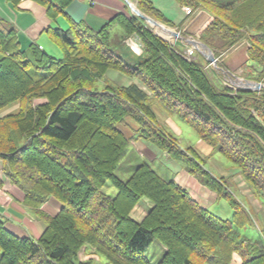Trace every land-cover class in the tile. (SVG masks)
Instances as JSON below:
<instances>
[{"label":"trees","instance_id":"1","mask_svg":"<svg viewBox=\"0 0 264 264\" xmlns=\"http://www.w3.org/2000/svg\"><path fill=\"white\" fill-rule=\"evenodd\" d=\"M35 1L51 18L70 2ZM176 1L208 13L200 39L212 49L217 71L226 72L221 54L242 45L246 67L254 73L250 78L264 84V0ZM136 3L142 13L165 19L149 0ZM113 26L126 37L137 36L140 56L127 58L112 45ZM47 35L61 55L37 44L20 50L14 30L0 19V113L18 103L16 111L0 114L1 170L24 193V205L45 223L38 238L18 236L0 214V264H95L78 259L83 246L108 264H230L234 258L240 264H264V226L255 221L256 238L242 233L255 225L253 212L235 194L231 176L204 168L194 147L182 149L151 106L156 98L184 120L212 153L232 163L264 205V87L216 86L203 64L185 57L134 14L117 13L97 30L82 21L65 31L50 27ZM108 69L136 78L147 91L136 83L96 89ZM127 117L138 123L139 137L180 163L217 199H225L230 218L211 212L146 161L127 179L118 178L114 172L129 138L116 124ZM107 180L114 196L102 191ZM50 196L61 203L55 215L40 209ZM144 197L152 206L137 221L130 211ZM155 240L164 250L151 263L145 251Z\"/></svg>","mask_w":264,"mask_h":264},{"label":"crops","instance_id":"2","mask_svg":"<svg viewBox=\"0 0 264 264\" xmlns=\"http://www.w3.org/2000/svg\"><path fill=\"white\" fill-rule=\"evenodd\" d=\"M129 1L136 5V0ZM149 1L153 7L159 10L163 17L169 21L167 22L165 19H160L157 20L158 22L166 27L176 29L180 33H183L180 43L185 46V52L190 47L186 41L187 38H194L203 42L196 33L203 28L207 21V17L201 21H197V19L200 17L202 18V16L195 15L191 18L189 15L190 13L187 14L184 7L179 5L180 10L188 17L181 19L176 14V12H174L176 6L175 4L177 3L176 0ZM164 1H167V4ZM117 13H123L127 16L132 15V12H130L129 7L124 2V0H70L65 8V11L53 18H51L47 13L46 7L35 0H20L16 4H14L12 0H0V19L7 26L14 30L19 49L27 50L31 44H37L40 48L52 54L56 52L58 48H56L54 43L47 35V30L50 27L59 28L65 31L73 23L82 21L92 29L97 30L108 23V21ZM175 41L170 43L174 44ZM112 45L116 48L118 47V50H128L126 46V36L124 35L120 44ZM238 47L240 46H236L234 49ZM130 55L131 57L140 56L141 52L138 54L132 51V54ZM105 75L112 78L110 83L113 82L114 84L125 86L130 82H135L136 84L140 83L136 78L128 77L114 69L106 70ZM242 77L243 79L253 80L250 77ZM232 82L233 80L230 82L231 85H233ZM130 125L135 126L132 118L127 117L123 122V125L117 126L124 133V135L129 138V141L134 138V131L138 129L136 127L133 128ZM196 140L197 143L195 146L203 147V145H205L202 143L203 141L200 138H197ZM137 146L142 150L140 153L146 158L152 159L158 154V149H156L155 146H153L148 141H138ZM162 154L163 157L167 158L166 164L169 169V177L174 178L178 184L186 188L197 202L207 208L209 205H215L217 203L219 199L216 198L215 192L202 185L196 176L186 171V169L177 161L170 159L167 153ZM230 167V169H233L232 172H228L227 174L223 175L225 177L231 176V180H233V178L237 176L238 171L235 167ZM1 168L2 162L0 160V214L6 220L5 226L8 228V230L18 236H30L32 238H38L45 228V223L42 221V219L36 217L27 207L23 205L24 193L9 182V180L3 175ZM249 190V194H245L241 189H239L236 194L239 192L241 197L246 199V202L253 214L256 213L260 216L258 221L256 220V223L258 224L259 228H261L264 226V205L258 199L254 198L250 188ZM241 197L240 199H242ZM151 206L152 203L147 199L143 201L139 200L130 211V215L133 219L140 221ZM60 208L61 203L58 202L54 197H49L41 205V209L50 215H55ZM226 213L228 212L226 211ZM163 250L164 249L161 246V251ZM78 259L80 261L94 259L95 264H103L100 262L101 257H99L91 248L86 246H83L79 250ZM230 264H240V261L237 258H234Z\"/></svg>","mask_w":264,"mask_h":264},{"label":"rangeland","instance_id":"3","mask_svg":"<svg viewBox=\"0 0 264 264\" xmlns=\"http://www.w3.org/2000/svg\"><path fill=\"white\" fill-rule=\"evenodd\" d=\"M164 2L167 4V1H164ZM175 5L176 6H175L174 12H176V14L181 19L185 18V17L188 18L180 10L179 4L176 3ZM183 7H184V9L186 8L185 12L187 14L190 13L189 15L191 16V18L194 17L195 15L202 16V18L200 17L199 19H197V21L198 20L201 21L202 19H204L206 17H207L206 18L207 20L209 18L208 13L201 10V9H198V8L194 9V7L191 8L190 6H183ZM145 25L150 27L152 30L155 29V27H152L150 24H148L146 22H145ZM171 29H173V28H171ZM173 30H176V29H173ZM200 32H201V29H200V31H198L196 33L199 35V37H200ZM123 35L124 34H123L122 30L118 26H113L111 28V31H110L111 43L112 44H120ZM182 36L183 35L180 34V37H182ZM176 39L177 38L170 37L169 40H167V41H169V43H170V42L175 41ZM187 39H194V38H187ZM203 43H205V42H203ZM126 46H127L128 50H130L131 53L133 51V52L139 54L143 50L142 44L140 43L137 36L134 34L126 37ZM174 46L178 51L184 53V56L187 57L188 59H194L195 61L203 64L205 70L208 73L209 78L218 87H222L223 83H225V84L229 83L230 84L231 80H233V81L243 80L242 76H246V77L253 76V73L251 72L252 69L249 67H246L247 60H246L245 50L242 47V45L236 49L231 48V49L227 50L226 52L222 53L220 56V62L223 63L226 71H228L229 73L217 71V69H215V66H213L210 62H209V64H207L206 61H208V60L203 56V54L200 53L199 51L195 50L191 45L186 50V52H185V46H183L180 42H178V41L174 42ZM189 50H191L192 56H188L187 53ZM121 52H124V54L127 56V58L131 57V55L127 51V49L125 51H123V49H122ZM53 55L59 56V55H61V53H60V51L58 52V49H57V51L54 52ZM125 59H126V57H125ZM227 74H229L228 75L229 78L227 79L226 82L225 81L223 82V76H225ZM110 80L112 81V78L107 77L104 73V75L96 83L95 88L98 90H102V88L106 84H110ZM252 81H254V80H252ZM131 83H135V82H130L129 84H131ZM111 84H114V83L112 82ZM114 85H119V84H114ZM128 85H125V86H128ZM137 85L140 88H142L144 91H146V88L142 84L139 83ZM154 99L155 100L152 101L151 106H152V109L154 110V112L156 111V113H157L156 115H157L158 122L160 123V126L163 127L166 131H168V132H170L176 136L177 142L182 149H185L188 146L194 147L198 151V153L201 155L202 159L205 160L204 168H206L208 171L212 172L213 174L223 175V174H227L228 172H232L233 169H230L231 168L230 166H232V163H230L227 159L222 157L218 152L214 151L212 153V147L209 144H207L205 141H203L202 139H201L203 141L202 143H204L205 145H203V147L202 146H195L197 143L196 139L198 138L196 132L184 120H182L181 118L169 113L168 110L163 106V104L161 103L160 100H157L156 98H154ZM34 102H36V103L41 102V99H36V100H34ZM17 107H18V103L13 104V105L9 106L8 108L4 109L3 112H13L14 110L17 109ZM3 112H1L0 114H3ZM167 118H169L170 120ZM132 120H133V123L135 126H132V125H130V126L133 128H135V127L138 128L139 127L138 123L133 118H132ZM172 122H173V124H172ZM116 125L120 126V125H123V123L122 122L117 123ZM138 130L139 129L134 131V138L129 141L127 149H126L124 155L122 156V158L120 159L114 173L116 174V176L118 178L125 180L130 176L131 172L133 171V169L138 164H140L143 161H146L152 166V168H154L156 170V172L159 175L164 176V178L165 177L168 178L169 177V169H168L167 164H166L167 158L163 157V154H162V153H164V154H166V153L151 143L153 146H155L156 149H158V154L152 159L144 157L143 154L140 153V151H142V150L137 146L138 141L144 140L143 138L139 137L140 133L138 132ZM144 141H146V140H144ZM234 179H235V181H234ZM238 180H239V182H238ZM230 183H231L232 189L234 190L235 194L237 191H239V189H241L245 194H249V192H250L249 188L250 187L245 183V181L242 179V177L239 176V174H237V176L234 177L233 180H230ZM102 191L105 192L106 194L110 195V196H114V194L116 193V189L114 188V186H112V184L110 183L109 180H107L105 185L102 187ZM237 194H238V196H241V194L239 192ZM18 196H20V195H18ZM50 197H52V196H50ZM145 199H147V198H145V197L141 198L140 201H143ZM148 201H150V200H148ZM17 205H18V203H17ZM23 205H24V203H23ZM208 208H210L209 210L211 212H213L215 214H219V216L222 218H230V216H231V209H230V207H229V205L225 199H219L215 205H209ZM40 209H41V206H40ZM18 211H20V210H18ZM226 211L228 213H226ZM252 216L254 219V223L256 220L258 221V218H260V216L257 215L256 213L253 214ZM242 233L250 235V237H252V238H256L258 236L259 230L257 229V225L255 223V225H253V226H247L246 228H244ZM161 246L162 245L160 244V242L155 240L148 246L147 250L145 251V256L147 257V259L151 263H155V262H157V260L159 258H161L162 253H163V251H161ZM95 258L97 259L96 256H95ZM100 262L103 264H108L103 257L101 258Z\"/></svg>","mask_w":264,"mask_h":264},{"label":"water","instance_id":"4","mask_svg":"<svg viewBox=\"0 0 264 264\" xmlns=\"http://www.w3.org/2000/svg\"><path fill=\"white\" fill-rule=\"evenodd\" d=\"M124 2L128 5L132 14L136 15L137 17L143 19L146 23L150 24L152 27H155L153 30L154 33L165 40H169L170 37L178 38L180 37V33L176 30H173L169 27L164 26L154 18L142 13L137 6L130 2L129 0H124ZM188 44H190L195 50L199 51L203 54V56L213 65L217 66V59L215 58L212 50L203 42L198 41L196 39H186ZM225 72V71H224ZM228 71H226L227 73ZM235 87H241L246 89L252 90H259L260 88L264 87V84L257 81H252L248 79L237 80L232 82Z\"/></svg>","mask_w":264,"mask_h":264},{"label":"built area","instance_id":"5","mask_svg":"<svg viewBox=\"0 0 264 264\" xmlns=\"http://www.w3.org/2000/svg\"><path fill=\"white\" fill-rule=\"evenodd\" d=\"M185 9H186V8H185ZM191 53H192L191 50H189L188 53H187L188 56H191Z\"/></svg>","mask_w":264,"mask_h":264},{"label":"bare ground","instance_id":"6","mask_svg":"<svg viewBox=\"0 0 264 264\" xmlns=\"http://www.w3.org/2000/svg\"><path fill=\"white\" fill-rule=\"evenodd\" d=\"M259 219V218H258Z\"/></svg>","mask_w":264,"mask_h":264}]
</instances>
